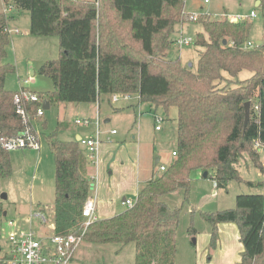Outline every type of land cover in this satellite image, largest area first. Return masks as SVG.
Masks as SVG:
<instances>
[{"label": "trees", "instance_id": "obj_1", "mask_svg": "<svg viewBox=\"0 0 264 264\" xmlns=\"http://www.w3.org/2000/svg\"><path fill=\"white\" fill-rule=\"evenodd\" d=\"M105 1L12 0L17 9L29 12L30 34L58 38V57L37 71L52 82L51 90L36 92L41 102L95 103L115 93H137L141 103L176 109L174 159L140 186L131 206L92 221L82 240L134 243V264H175L179 208L161 197L179 188L187 192L193 170L212 171L217 187L240 180L242 153L259 164L256 145L264 147V41L245 48L250 21L200 13L195 22L203 32L194 43L201 49L192 70L166 57L174 26L189 21L185 0ZM12 18L0 12V178L12 171L1 139L23 127L14 91L5 87L7 75L15 71L5 61ZM243 70L251 75L240 79ZM245 102L250 107L246 123ZM39 104L25 103L30 116ZM55 133L46 138L54 160V233H79L90 186L85 158L77 141L60 140ZM261 170L264 174V164ZM2 214L0 201V219ZM202 217L211 225V247L218 241V225L230 222L242 245L239 264H264V192L238 194L233 208L202 212ZM189 233L195 234V228Z\"/></svg>", "mask_w": 264, "mask_h": 264}, {"label": "rangeland", "instance_id": "obj_2", "mask_svg": "<svg viewBox=\"0 0 264 264\" xmlns=\"http://www.w3.org/2000/svg\"><path fill=\"white\" fill-rule=\"evenodd\" d=\"M82 3H90L93 0H78ZM211 0L203 4L202 0H185V9L189 13L207 12L220 14L223 9L230 13L248 15L254 11L256 17H246L251 23L249 40L256 42L264 41V0ZM106 0L104 3H107ZM202 6V9L200 8ZM3 5L0 1V12H3ZM17 9V8H16ZM204 10V11H203ZM13 12V11H12ZM11 12V13H12ZM24 17L12 25L10 29L17 28L20 34L10 33L11 42L7 48L5 61L15 67V71L7 75L5 87L8 90L16 91L24 80H28L29 88L36 92H47L52 89L51 80L38 74L39 66L47 61L56 59L59 54V44L56 35L37 36L29 33L28 12L23 13ZM183 25V35L189 36L192 43L187 46H179L175 43L178 37L179 25H175L170 35L172 41L166 51V57L171 60L179 59L183 65L191 64L192 70L196 69L198 52L201 49L195 45V37L203 28L198 22L180 21ZM34 72V74H32ZM251 72L241 71L240 79L247 78ZM222 84V82L220 83ZM101 98V117L104 112L109 111L108 102ZM135 100H133L134 102ZM134 111H130L127 121L130 122L129 130L120 126L116 118H112L107 126L115 125L118 134L112 138L124 136L126 140H132L141 146V164L153 167L167 163L174 159L171 150L175 145V118L176 109L170 107L164 110L162 107L154 108L147 103L136 102ZM139 109H148L144 115H139ZM250 111V107L248 108ZM161 115L166 120L162 123V130L156 131L154 115ZM80 107L72 108L68 103H53L44 110L41 121H46L45 129H41L42 122L34 123L38 117H34L35 129L43 133L40 139L41 150L39 154L28 149H16L9 151L12 171L9 177L0 178V199L3 211L6 216L1 217L0 227V260H8V237L12 229L8 225L9 220L17 218L18 214L29 213V205L34 201L51 203L54 192V160L49 152L46 136L56 132V137L65 139L70 136V131L65 129L56 130L57 121L62 118L74 121L79 118ZM133 121L135 123L133 124ZM127 124V123H126ZM127 126V125H126ZM124 130V131H123ZM112 140V139H110ZM259 164L254 163L247 153H242L237 163L240 180H230L225 187H217L212 179V171L203 177L199 170L191 171L189 175V188L187 192L179 188L174 192L161 197L171 208H179V222L176 230V255L175 264H239L238 258L241 252L238 229L234 224H223L221 234L218 227V238L222 243V250L210 246L211 225L202 217V212L216 211L233 208L235 197L238 194L262 193L264 192V174L261 170L264 164V147L256 145ZM161 157L158 163L155 158ZM114 160V157H113ZM168 164V163H167ZM165 167L168 165H164ZM161 171H157L159 173ZM156 174V173H155ZM35 176V177H34ZM35 178V179H34ZM251 182V184L249 183ZM142 185V184H141ZM140 185V186H141ZM5 194L6 199L1 195ZM127 198L134 199L127 195ZM121 206L120 200L118 201ZM124 208V205H122ZM195 228V234H190L189 229ZM194 240V241H193ZM238 246V250L235 248ZM224 246V247H223ZM135 245L134 243H93L82 241L77 247L74 258L68 264H134Z\"/></svg>", "mask_w": 264, "mask_h": 264}, {"label": "crops", "instance_id": "obj_3", "mask_svg": "<svg viewBox=\"0 0 264 264\" xmlns=\"http://www.w3.org/2000/svg\"><path fill=\"white\" fill-rule=\"evenodd\" d=\"M203 4H208V3H203ZM200 8L202 9V6H200ZM184 10L187 12H190L188 9H185V3H184ZM222 11H223L222 13H227L231 15L236 14V13L228 12L227 9H223ZM24 12H28V11L15 9L12 13H10L13 18L9 23V29L12 23L18 20H21V18L24 17L23 15ZM28 16H29V12H28ZM177 25H179L178 31L180 30L183 31L184 24L178 23ZM14 29H17V28H14ZM14 29L12 30L10 29L11 30L10 33H12ZM18 31L19 32H17L16 34L21 33L19 29ZM10 40H11V36H10ZM26 86L29 88V82L27 83ZM31 91L36 92L34 90H31ZM104 97H105V100L109 103L108 104L109 111H107L106 113L104 112L103 114L105 116L104 118L101 117V111H100L101 109L100 100L101 99L96 101L95 103L68 102V104H70L72 108L80 107L81 116L77 119L88 118L91 120V123L87 125L77 124L76 123L77 119L73 123L69 120L68 121L65 120V118H62L60 121H57V126H56L57 130L65 129V130L70 131L69 137L65 139H61L57 137L58 139L75 140L79 143V138L90 137L93 134V131H94L93 120L95 119V117H98L100 119L101 144L98 149V161L96 164H93L89 161L88 156H87V149L79 143V147L85 158L84 171L90 179L88 197H94L96 199V207H95L96 219L109 218L123 211L127 207L123 203V200L127 198V195H130L135 199L138 193V190L140 188V185L146 182L147 180H149L155 173H157V171H161L159 169L160 165L156 166L155 169H153V167L146 168L147 166H144L143 164H141L140 162L141 146L139 143L134 141V137H132L133 138L132 140H126L125 138H123L124 136H121L118 139L112 138L113 136L118 134V131H116L115 128H113L115 127V125L107 126V123H110L112 118H116L120 126L125 125L124 129L126 127L127 130H129L128 127L131 124H129L130 122L127 121V118L128 116L131 115L130 111H134V108L137 106L135 105V101L134 102L133 100L129 102L120 101V102L114 103L111 101L109 96H103L101 98H104ZM51 104L53 103L48 102V108L50 107ZM148 111H149L148 109H143V110L139 109V113L143 115L147 113ZM42 116L38 117L34 123L36 124L39 121L42 122L43 127L41 126V129L43 130L46 127V121L45 120L41 121ZM166 120L167 119H165L164 123L166 122ZM134 123L135 121H133V124ZM162 128L158 131H161ZM111 130H115L116 132L111 134L110 133ZM36 131H37V134L39 137V143H40V139L42 137L41 134L43 132H41V130L39 131V129L37 128H36ZM46 138L47 136L45 137V139ZM76 138H78V140H76ZM47 145H48V141H47ZM48 148H49V145H48ZM28 150L37 152L39 154L41 150V143H40L39 150H33V149H28ZM173 151H175V148L171 150L172 157H173L172 155ZM49 152L52 155L50 149H49ZM113 157H114V160H113ZM157 158H158V161L155 163H158L161 159L160 156ZM172 160L173 159L171 158V160H169L167 163L169 164ZM167 163L164 162V164L162 165H168ZM4 199H6V195ZM119 200L121 202V206H119V203H118ZM53 201H54V192H53ZM53 201L50 204L44 203L41 201L31 202L28 208L29 213H26V215H21L19 213L17 215L18 216L17 218H15L14 220H9L7 222L8 225L12 227V229H15L12 232H22L26 230H33L37 235L41 237H46L51 234H54V211L52 207ZM122 205H124V208L122 207ZM35 211L43 212L45 215V221H41L40 219L34 216L32 217L31 213ZM3 216H6V211L5 212L3 211L2 217ZM9 222H12V223L9 224ZM228 223L233 224L230 222H225V223H220L218 225L220 234H221L222 225L228 224ZM235 247H236L235 249L238 250L237 244H235ZM216 248L217 250L218 249L222 250V243H221V240H219V238H218L215 249ZM240 251H242V248ZM240 253H239L238 261L240 260Z\"/></svg>", "mask_w": 264, "mask_h": 264}, {"label": "built area", "instance_id": "obj_4", "mask_svg": "<svg viewBox=\"0 0 264 264\" xmlns=\"http://www.w3.org/2000/svg\"><path fill=\"white\" fill-rule=\"evenodd\" d=\"M3 5V13L10 15L12 11L16 9L12 0H0ZM210 0H202L203 3H209ZM211 19L229 18L232 21H240L247 19L246 17L254 18L256 14L254 11L246 15L241 14H210L202 12ZM189 21H197L200 13H189ZM9 33L11 30L8 28ZM13 32H19L18 29H14ZM180 47L187 46L192 43V39L189 36L183 35V31L178 32V37L175 40ZM254 42L247 41L244 44L245 48H252ZM24 83L19 85V89L14 91L13 102L16 107V113L20 116L23 127L22 130L15 136H9L1 139L2 147L7 151L16 149H33L39 150L40 143L37 131L33 124L34 117H41L44 113L43 102L40 101L36 92L31 91L26 85L28 80H24ZM114 103L125 101L129 102L135 100L140 102L137 93H115L109 96ZM27 102H39L40 104L35 109V113L32 116L25 108ZM141 114V113H139ZM155 130L158 131L162 128V123L165 118L161 115H154ZM77 124L87 125L91 123L88 118H82L76 120ZM94 131L90 137L79 138V143L87 149V156L91 163L96 164L98 161V149L101 144V131H100V119L95 117L93 120ZM115 130H111L110 133H115ZM175 156V151L172 152ZM165 166L160 165L159 169L164 170ZM134 199L125 198L123 203L129 207L133 204ZM96 199L94 197H87L83 203L81 216L83 222L81 224V231L79 233L68 234H51L46 237L37 235L33 230H26L22 232H12L9 234L8 242V260L6 264H68L78 247L83 240V235L88 225L96 219L95 215ZM31 216L45 221V215L41 211H35L31 213ZM12 222H9V224Z\"/></svg>", "mask_w": 264, "mask_h": 264}, {"label": "water", "instance_id": "obj_5", "mask_svg": "<svg viewBox=\"0 0 264 264\" xmlns=\"http://www.w3.org/2000/svg\"><path fill=\"white\" fill-rule=\"evenodd\" d=\"M260 40H258V41H256V44H260ZM223 44H225L226 43V41L225 40H223V42H222ZM189 66H191V64H189ZM32 74H33V72H32ZM245 123H246V121L248 120V117H249V102H245ZM43 108L44 109H47L48 108V102L47 101H44L43 102ZM76 140H78V138H76ZM158 161V158H155V162H157ZM203 177H207V172L206 171H204L203 172V175H202ZM1 198L2 199H4L5 198V194H2L1 195ZM194 241V240H193Z\"/></svg>", "mask_w": 264, "mask_h": 264}]
</instances>
